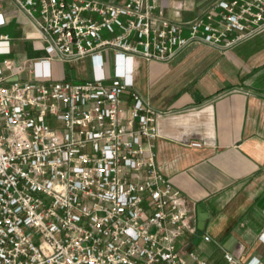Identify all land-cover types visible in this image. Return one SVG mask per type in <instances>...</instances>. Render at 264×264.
Segmentation results:
<instances>
[{
	"label": "built area",
	"instance_id": "1",
	"mask_svg": "<svg viewBox=\"0 0 264 264\" xmlns=\"http://www.w3.org/2000/svg\"><path fill=\"white\" fill-rule=\"evenodd\" d=\"M168 1L0 0V264H209L179 248L197 218L158 165L168 113L135 75L140 60L192 44L226 53L262 33L264 0H218L191 20ZM14 20L44 57H19ZM85 59L91 78L55 79L54 63Z\"/></svg>",
	"mask_w": 264,
	"mask_h": 264
},
{
	"label": "crops",
	"instance_id": "2",
	"mask_svg": "<svg viewBox=\"0 0 264 264\" xmlns=\"http://www.w3.org/2000/svg\"><path fill=\"white\" fill-rule=\"evenodd\" d=\"M216 1L168 4L170 14L178 7L182 19L191 20ZM12 26L22 38L15 20ZM15 51L26 56L17 44ZM76 63L90 69L84 79L92 77L89 59ZM63 64L54 63L57 80L70 79ZM135 84L156 110L168 113L158 122L159 168L191 202L197 222L200 205L209 216L204 230L184 236L179 248L197 251L209 264H227L223 251L243 264H264V31L226 53L192 44L167 63L140 60Z\"/></svg>",
	"mask_w": 264,
	"mask_h": 264
},
{
	"label": "rangeland",
	"instance_id": "3",
	"mask_svg": "<svg viewBox=\"0 0 264 264\" xmlns=\"http://www.w3.org/2000/svg\"><path fill=\"white\" fill-rule=\"evenodd\" d=\"M4 33H8L14 40L15 44L18 45V51L28 57V59H37L42 58L46 55L43 44L40 42H24L20 40L21 34L17 31L15 26L8 27L4 30ZM11 57H15L12 55ZM4 56L0 57V60H3ZM64 65V66H63ZM61 65V70L65 71L66 76L70 78L71 81H80L86 78L89 74V70L87 67V72H85L83 63H73V64H63Z\"/></svg>",
	"mask_w": 264,
	"mask_h": 264
},
{
	"label": "water",
	"instance_id": "4",
	"mask_svg": "<svg viewBox=\"0 0 264 264\" xmlns=\"http://www.w3.org/2000/svg\"><path fill=\"white\" fill-rule=\"evenodd\" d=\"M198 212H199L198 214L199 225L198 226L200 230H204L209 220V216L207 215L204 205L199 206Z\"/></svg>",
	"mask_w": 264,
	"mask_h": 264
}]
</instances>
